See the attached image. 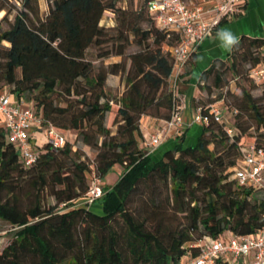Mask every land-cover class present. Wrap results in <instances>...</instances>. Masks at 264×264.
I'll return each instance as SVG.
<instances>
[{"label": "trees", "instance_id": "obj_1", "mask_svg": "<svg viewBox=\"0 0 264 264\" xmlns=\"http://www.w3.org/2000/svg\"><path fill=\"white\" fill-rule=\"evenodd\" d=\"M117 2L50 0L39 17L37 0H21V9L0 28V89L30 101L41 125L60 133L75 130L82 146L94 150L100 180L113 164L122 166L111 185L101 184L102 194L92 204L73 205L89 184L90 168L79 159V149L72 158L66 138L56 148L44 140L34 146L35 161L24 166L0 126V220L10 225L2 236L0 264H171L185 253L195 255L190 244L203 236L251 234L264 225V196L236 185L230 171L243 144L264 150V84H255L248 72L264 64V37L239 35L223 58H213L198 73L190 101L207 122L194 142L184 143L186 128L151 159L138 145V120L169 118L176 102L168 82L170 56L161 48L165 34L153 27L145 0L150 27L140 26V7L128 10ZM5 3L0 0V22L9 13ZM103 14L113 16L115 25L99 24ZM107 29L119 42L94 57L120 59L93 65L86 50L105 44ZM130 43L137 50L124 54ZM192 63L193 54L184 66ZM107 74L123 78L115 99L105 93ZM242 76L259 88L257 96L238 82ZM233 81L235 94L229 88ZM201 92L204 99L197 96ZM213 102L235 109L228 123L208 115ZM107 113L115 133L103 124ZM25 184L32 200L21 206L18 195ZM44 191L55 203H42ZM134 198L139 205L130 208ZM94 205L98 211L91 210Z\"/></svg>", "mask_w": 264, "mask_h": 264}, {"label": "built area", "instance_id": "obj_2", "mask_svg": "<svg viewBox=\"0 0 264 264\" xmlns=\"http://www.w3.org/2000/svg\"><path fill=\"white\" fill-rule=\"evenodd\" d=\"M242 5L243 0H145V11L153 27L165 34L161 48L170 56L168 82L172 90L185 61L195 52L197 45L212 35L220 22L236 17ZM248 72L255 84H264V64L258 63ZM9 95L5 88L0 89V126L6 132L7 141L16 146L23 165L29 166L36 158L35 143L31 142L34 132H41L44 140L55 148L61 147L66 137L49 124L41 125L40 116L34 114L30 101L21 97L10 98ZM221 109L230 116L235 112L234 108L227 110L220 102L208 104L207 112L214 120L222 119L228 123L222 118ZM152 119L155 122L147 127L144 141L149 151L192 124L206 123L208 116L203 115L197 106L184 121L174 104L169 118ZM230 171L236 185L254 188L264 196L263 149L250 142L243 144ZM101 194L100 178L90 166L88 187L80 198L72 201L73 205L89 206ZM190 245L197 249L196 254L185 253L171 264H214L217 259L230 264H264V225L251 234L228 232L222 238L203 236Z\"/></svg>", "mask_w": 264, "mask_h": 264}, {"label": "crops", "instance_id": "obj_3", "mask_svg": "<svg viewBox=\"0 0 264 264\" xmlns=\"http://www.w3.org/2000/svg\"><path fill=\"white\" fill-rule=\"evenodd\" d=\"M189 1H198V0H189ZM244 6L241 12L236 16L229 20L223 21L220 23L214 33L205 39H203L196 47L195 52L193 53V63L189 67L184 66L180 74L178 75L175 85H174V94L176 97L175 105L178 107V112L181 118L184 121H187L192 112L193 108L190 101V96L193 93V83L195 82L198 73L208 66L210 61L213 58H223L229 48H226L223 45V41L219 38L218 32L221 30H229L233 35L238 37L241 34L248 35V36H258L264 37V0H243ZM101 19L99 20V24H102ZM112 57V56H110ZM118 57V56H115ZM119 60L111 59L109 62H116ZM108 62V63H109ZM196 67H201L198 72L194 69ZM110 82V83H108ZM119 79L117 75L107 74L105 78V86H115L118 84ZM221 116L224 120H230V114L227 111L221 109ZM139 130L142 137V143L144 145V141L146 139L147 127L153 124L155 121L152 117L147 115H141L139 117ZM200 124H192L185 130V137L184 140L186 144L192 143L195 140L196 135L199 132ZM192 134V139L190 140L188 137L189 134ZM35 134L41 135V139H44L41 132H34L31 136V142L34 143ZM65 136V133H64ZM66 137V136H65ZM174 136L169 138H165L161 143H159L155 148L152 150H146V153L149 154L151 159L158 158L162 150L164 149V145L167 141L171 140ZM186 138H188L186 142ZM192 141V142H190ZM38 144V143H37ZM109 185V184H108ZM91 210L98 211V206L94 205L91 207ZM228 234L226 231L225 236ZM224 236V235H223Z\"/></svg>", "mask_w": 264, "mask_h": 264}, {"label": "rangeland", "instance_id": "obj_4", "mask_svg": "<svg viewBox=\"0 0 264 264\" xmlns=\"http://www.w3.org/2000/svg\"><path fill=\"white\" fill-rule=\"evenodd\" d=\"M50 0H37V3H38V15L39 17H43L44 14L46 13L47 11V5L49 4ZM117 4L123 8H127L128 10H133L135 8H138L140 7V12L142 14V17H143V21H141L140 23V26L141 27H150V23L148 21V19H146V15H145V12H144V9L142 7V2L141 0H118ZM5 6L9 9V13L7 15V20H4L2 22H0V28L4 29L7 27V24H8V21L11 20V17H12V14L15 12V10H19L21 9V0H6V3H5ZM2 13V12H1ZM102 24H107V25H115V20L113 18V16H110V14H103L102 17H101V21H100ZM103 38L105 40H107V42L105 44H103L100 48H96L95 46H90L87 48L86 50V58L88 59H92L93 61V65H99L101 64L102 62L104 64L108 63L109 61H111V59H117L118 57H115V56H108L104 59H96L94 57V54L97 52V50L99 51H103L105 49H107L108 51H113L114 47L116 46V44L119 42V40L117 39H114V31L110 30V29H107L106 32L104 33V36ZM128 39H131V36H128ZM4 45H6L5 42H3ZM137 50V46L133 43H130V44H126L125 45V49H124V54L125 53H129V52H132V51H135ZM120 59V57H119ZM122 59L124 61H126L125 57H122ZM244 67H247V65H244ZM201 67H196V69H194L196 72H198V70H200ZM228 78H230V74L227 75ZM121 81L118 82V84H115V86H105V93H106V96L109 98V99H115L119 96V94L121 93V91L123 90V78L120 77ZM238 82L241 83L242 85H244L245 87H248L249 88V93L251 96H257L259 93H260V90L258 87L256 86H252L251 85V82L246 80V78H244V76L240 77L238 79ZM110 83V82H108ZM229 88H230V92L232 93H237V88H236V82H231L230 85H229ZM214 92V91H213ZM10 98H13L14 96L13 95H9ZM197 96H199L201 99H204L205 97V94L204 92H201L199 93ZM234 99L233 96H230L228 95L227 96V100L229 102H232ZM54 103H57V101L55 100ZM112 105H114L112 103ZM114 107V106H113ZM111 119H112V114L111 113H107L105 114L104 116V120H103V124L106 125L107 127H109V130L111 131V133H115V124L114 125H110V122H111ZM138 125H139V122H138ZM138 129H139V126H138ZM140 132V130H139ZM65 133V136H66V139H67V142L70 144V147H71V151H72V158H76L75 157V154H74V151L76 149H79L78 151L80 152V157L79 159L81 160H84L87 165L89 166H94L95 162L93 160V155H94V150L92 148H89V147H84L82 146L78 136L76 135V131L73 130V129H67L66 131H64ZM141 133V132H140ZM188 137H190L189 139L191 140L192 138V134L190 133L188 135ZM188 138H186V142H189L187 141ZM44 139H41V135H37L35 134V137H34V143L35 144H40L41 142H43ZM192 142V141H190ZM138 145L139 147L146 151L147 148L146 146L143 145L142 143V137H140L138 139ZM81 147V149H80ZM210 147V146H209ZM66 163H68L69 161L66 160L65 161ZM122 172V166L119 165V164H113V166L111 167V169L102 177V179L100 180V184H109L111 185L118 177V175ZM88 179V177H87ZM159 187V194L161 195H164L166 193L165 191V188L162 187V186H158ZM31 186L30 184H25L21 189H20V193L18 195V203L19 205L21 206H26L28 204H30L31 202V198H30V195L27 196L30 191H31ZM42 203L46 206V205H51L53 203H55V200L54 198L49 195L47 193V191H44L43 192V197H42ZM137 205H139V202H138V199L137 198H134L130 203H129V207L130 208H136ZM60 205L58 204L57 205V208H59ZM10 228V225L8 223H6L5 221L3 220H0V245L3 243L4 241V238L2 237L3 236V233L5 231H7L8 229ZM225 233L226 231H224L220 238L223 237V235L225 236Z\"/></svg>", "mask_w": 264, "mask_h": 264}, {"label": "clouds", "instance_id": "obj_5", "mask_svg": "<svg viewBox=\"0 0 264 264\" xmlns=\"http://www.w3.org/2000/svg\"><path fill=\"white\" fill-rule=\"evenodd\" d=\"M218 36L223 41V45L226 48H231L238 43V38L229 30H221L220 32H218Z\"/></svg>", "mask_w": 264, "mask_h": 264}]
</instances>
